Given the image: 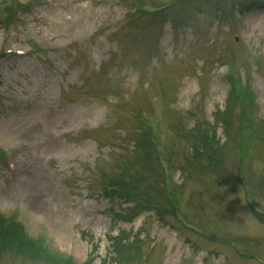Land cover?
Segmentation results:
<instances>
[{
	"label": "rangeland",
	"instance_id": "374dc122",
	"mask_svg": "<svg viewBox=\"0 0 264 264\" xmlns=\"http://www.w3.org/2000/svg\"><path fill=\"white\" fill-rule=\"evenodd\" d=\"M15 5L0 0V137L21 147L20 174L11 179L0 161V203L48 259L2 251L0 264H262L264 0ZM38 38L57 50L7 53ZM227 102L240 141L214 122ZM150 118L160 157L172 159L170 206L160 203L171 216L161 221L149 205L115 220L121 203L101 194V176L114 174ZM177 125L211 129L218 154L191 158ZM140 171L122 179L138 173L151 184Z\"/></svg>",
	"mask_w": 264,
	"mask_h": 264
},
{
	"label": "trees",
	"instance_id": "16d2710c",
	"mask_svg": "<svg viewBox=\"0 0 264 264\" xmlns=\"http://www.w3.org/2000/svg\"><path fill=\"white\" fill-rule=\"evenodd\" d=\"M135 4L139 5L138 3ZM238 5L241 7L245 6L243 3ZM15 7L18 8L17 5H15ZM251 8H253V6H245L241 12ZM5 11L7 10L5 9ZM140 12L146 14L144 11ZM233 83L232 81V84ZM230 87L229 97H232L233 102L235 98V93L233 91L237 90L233 85ZM214 122L217 126L219 125L223 134L226 136L232 135L234 138L240 139L242 135L241 127L236 121L235 113L229 102H227L224 110L219 111L218 107L216 108ZM177 129L179 132H177ZM177 129L174 130L175 133L188 132V139L191 140V146L194 147L196 151L195 155H192L191 158L198 156L201 152L199 150L204 152L209 151L211 152L210 155H216L218 154V150L221 149V143L215 141L211 134L208 135L211 129L206 128L202 131L199 125L196 128L193 127V129L192 126L187 129L183 128L182 125H177ZM135 130L137 131L135 132ZM135 130L132 132L134 135L133 138H131L132 145L129 152L120 156L121 165L118 166L117 170H114V174L110 173L111 175L104 174L101 176V194L106 196L109 200L116 201L115 199H118L120 201V207H117L118 211H112V218L115 220L129 222L140 212L145 211L150 205L151 207H155H153L154 209L152 210L157 215V218L164 221L163 216L168 214L171 216V214L165 209H161L160 203L170 206V196L172 193L168 191L165 184L163 169H161L159 164V154L156 151L154 136H152L147 126L144 125V121H141ZM199 145H201L200 148H198ZM223 147L224 146H222V148ZM167 159L170 169V161H172L170 155H167ZM187 160L188 162L191 160L189 156H187ZM132 168L137 170L141 169V173H147V175L153 176L151 184L149 180L144 183L146 178L138 173L135 176L130 174L128 177L122 179L124 174ZM169 173H171V170ZM126 181H129V183L126 184ZM41 244L42 241L32 239L31 237L29 238L20 225L14 220L0 217V252L8 251L9 253L21 255L28 259L36 260L44 258V260H46L48 258ZM115 249L119 254L121 246L115 245ZM116 264H121L120 257L117 258Z\"/></svg>",
	"mask_w": 264,
	"mask_h": 264
}]
</instances>
